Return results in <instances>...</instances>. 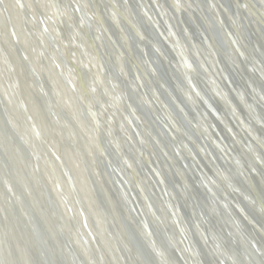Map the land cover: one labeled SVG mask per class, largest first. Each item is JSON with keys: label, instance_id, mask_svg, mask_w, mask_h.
<instances>
[{"label": "water", "instance_id": "obj_1", "mask_svg": "<svg viewBox=\"0 0 264 264\" xmlns=\"http://www.w3.org/2000/svg\"><path fill=\"white\" fill-rule=\"evenodd\" d=\"M47 1L55 12L60 44L66 48V44H72L66 35V19L56 0ZM57 1L77 27L88 30V17L96 19L91 22L96 31L86 34V42L81 43L89 47L102 77L94 69L91 74L84 71L83 53L76 44L71 45L75 60L73 69H67L74 79L70 87L79 93L67 102L81 109L82 120L96 137L103 162H98L95 170L102 184L110 194L118 195L122 207L134 217V225H128L127 218L121 216L126 240L133 243L132 250L145 249L143 259L150 264L172 263L162 256L164 250L175 264H235L234 258L242 260L239 264H264V118L262 124L252 119L257 133L245 119L253 110L264 115V0H121L122 4L118 3L120 0H108L111 12L107 11V0H85L89 4L88 17L71 0ZM123 9L128 10L127 14ZM17 23L30 40L29 23L21 15ZM9 35L16 41L13 31ZM0 39L3 41L1 35ZM43 45L51 53L57 52L60 62L66 65L63 50L60 52L55 42L45 36ZM18 50V59L36 90L32 100L36 106L43 103L50 111L47 92L41 89L36 72ZM7 55L0 43L2 84L4 81L8 85L12 95L7 101L21 111L37 138ZM49 80L57 82L52 75ZM61 85L60 90L65 93ZM111 97L120 100L117 120L126 132L115 125L116 131L99 112L107 111ZM191 97H195V106ZM6 125V116L0 114V131ZM16 130L8 141L14 144V151L23 152V166L30 167L35 159L30 157L31 150L27 154L28 149L19 144ZM64 134L62 129L61 135ZM82 153L75 155L82 158V168L86 170L84 164L93 162L84 149ZM70 154L74 153L70 152L68 158ZM57 162L63 173L61 183L67 188L59 187L53 208L61 206L71 213L67 225L58 229L57 238L69 254L70 264H87L86 256L90 264L98 263L102 259L97 249L85 237L84 241L81 239L87 223H77L73 216L76 213L70 196L75 194L74 181L65 162L59 158ZM30 172L33 178L36 173L33 169ZM29 176L22 175L21 179L25 186L29 184L28 194L35 199L38 190ZM1 185L4 187V182ZM100 199L101 204L97 198L95 201L104 210L108 201ZM3 205L0 194V228L9 231L15 243L12 240L11 246L5 236L1 259L5 264H30L14 258L24 254L22 243L13 238L20 215L16 210L15 215L13 208V212H8L10 209ZM98 216L102 222L106 213ZM38 222L31 218L28 232L34 239L33 247L43 251L40 240L50 243L51 239L44 223L40 219ZM93 223L97 224L95 217ZM68 226L76 234L77 245L83 243L80 248L85 250V256L76 254L70 245L64 230ZM115 226H119L116 221ZM147 238L152 242L156 239L158 244L151 243L153 246L148 249ZM199 239L207 246V252L201 250L202 259L195 248H201ZM124 243L116 238L108 247L113 251L112 262L119 259L120 264H132L120 252L125 251ZM50 249L55 255L53 247Z\"/></svg>", "mask_w": 264, "mask_h": 264}, {"label": "bare ground", "instance_id": "obj_2", "mask_svg": "<svg viewBox=\"0 0 264 264\" xmlns=\"http://www.w3.org/2000/svg\"><path fill=\"white\" fill-rule=\"evenodd\" d=\"M71 3L74 5V7H77L79 10L83 11L87 17L89 16V4L85 0H71ZM106 3V6L109 7H106L107 11L111 12L109 1L107 0ZM118 3L122 4L121 0ZM56 4H58V9H60L64 19H66L64 22L66 26V35L69 37V41L72 43L71 45L73 46L76 44L78 46V51L83 53L82 62H84L82 64L83 66L81 65V67H83L84 71L89 74H91L90 71L92 72L94 69L95 73H97V76L99 75L101 78L102 74L97 67V63L95 62L93 54L88 50L89 47L87 45L84 47L83 43H81L86 42V34H90V31H96V28H93V23H91L93 21L96 22V19H93L91 16V18L88 17V30H86V27L84 28L83 26L82 29L81 27H77V25L73 24V22L70 20L69 13L65 11V8L60 7V4L57 0ZM120 7L122 8V6ZM180 8L186 10L184 5H180ZM123 10H125V13L127 14L128 10ZM54 13L52 12V9L50 10L47 0H0V35L6 44L1 39L0 43L6 49L8 60L14 67L22 96L26 99V108L38 132V137L36 138L35 135L32 134L33 131L29 129V122L25 116L21 113V111H19L18 108L17 110L14 106L12 107V105L7 101V99L12 97V95L8 89V85H6L4 81L2 84L4 76L2 73L4 71L0 65V114L6 116L7 123V125L4 126L0 131V185L1 182H4V187L1 185L0 194L3 197V206L10 209L8 212H13V209L14 214L15 210L19 212L20 216L17 218L18 221L16 220L17 234L15 233L14 228L13 235L15 237L13 236V238H16L18 244L22 243V245L25 246L28 251L26 252V249L21 245L24 254H17L14 258H17V260H15L19 263H23L26 260L30 264H70L68 260L69 258H67L69 257V254L67 251H65V248L60 243V240L57 238V234L59 231L58 229H62L65 225H67V221L71 219V213L61 206L60 209L55 207L53 208L55 204L54 201L57 200L55 195H58L59 187L63 185L66 187L64 183H61L63 181V173L61 172V168L57 162V159L59 158L65 162L69 171V175L75 184V194L72 193L70 196L71 200L73 201V209L76 213V216L73 215L75 221L77 223L79 221H84L87 223V228L84 226L86 231L83 233L81 239L83 240L85 237L87 242H91V245H94V248L97 249L101 256L102 260L99 259V262H95V264H120L119 259L118 262H112L113 251L111 248H108L113 244V241L116 238L125 240V251L120 252L122 254L124 253L125 257L128 260L130 259L129 261L132 262V264H150L149 262H145L143 259L145 249H143L144 251L141 248L137 251L132 250L133 243L126 240V238H128L127 232L121 224V216L124 215L125 218H127L128 225H134V217L128 213L126 208L122 207L121 201L118 199V195L115 193V195L113 193L110 194L107 191L106 186L102 184L101 178H99L98 175L99 172L95 170L97 168L98 162H103V157L102 155L100 156V152H98L96 137L88 123L82 120L81 109L67 102L71 96H74L75 94L78 95L79 93L76 88L74 89L73 87H70L74 79L72 71L70 72L69 69L73 67V60H75V58L73 54L70 53V44H66V48L62 43V45L60 44L61 35L57 26L54 24L56 21ZM62 14H60L61 17H63ZM20 15L22 19L26 20V22H28L30 25V34L32 37L30 39L31 41L26 36L25 30H22L19 28L20 26H18L17 18ZM91 15L94 16L92 11ZM77 28L79 29L76 31ZM11 31L15 33L16 41L10 39L9 34ZM95 33L96 32H94V34ZM45 36L48 40L55 42L59 46L60 52L63 50L67 66L60 62V55L57 54V52L51 53V50L48 46L45 45L44 47L43 42L45 44ZM95 37L98 38V35L96 34ZM97 42L100 45V40L98 41L97 39ZM18 48L21 50V52H23L24 57L28 60V63L36 72L37 76H35V78L39 83L41 82V89L44 88L45 93L47 92L45 98L49 103L48 107L50 111L47 110V107L43 103H37L38 105L36 106L32 100L36 90L33 88V83L31 82L30 78L28 79L26 70L23 68L21 61L18 59ZM206 58L210 64V55H207ZM210 66L212 68L214 67L212 63ZM68 70L70 73L67 72ZM213 70L215 73H217L216 69L213 68ZM51 75L55 78V80H57V82L53 83L50 81L51 79L49 80ZM66 75L68 77H66ZM244 80L247 81L246 78H243V81ZM103 81L104 85L102 88H105L106 83L104 78ZM61 83L63 84L64 89H66L65 93L61 92L62 89L60 90V86H62ZM65 83H67L69 86H67ZM91 87L93 88V85ZM194 100L195 97L192 98L193 104L195 106ZM119 105L120 100L116 97H111L109 105L106 106L107 111L103 112L100 110L99 112L102 114V116L106 117V120L110 126L114 127L115 129L117 126H119L121 131L126 132L125 127H123L117 120V117L120 118L119 112H117ZM253 112L254 113L248 114L245 119L251 123V127H253L254 131L257 133V126L253 125L252 119H257L258 122L262 124L264 115L258 114L254 110ZM62 129L65 133V136L61 135ZM14 130L18 132L16 138L19 144L22 147L28 149L27 154L30 153V150L32 152L30 157H32V161L35 159L34 162L36 163H33V165L30 167L23 166V152L14 151V144L11 141H8L9 135L13 133ZM116 131L118 130L116 129ZM82 149L85 150V152L88 154L87 157L91 158L93 162V164H90V160H88L87 164H84L86 170H83L82 168V158L79 160L77 155H75L83 154ZM70 152H73L74 154H70V158H68V154ZM71 156L75 157L72 158ZM1 159H3V161H1ZM53 159H56V162H53ZM50 166H52L51 169ZM32 169L33 172L36 173L33 178L29 176L31 173L30 170L32 171ZM22 175H24V177L26 175L29 176L28 178H30L32 184L38 190L37 197H35V199L28 194V192H30V186L29 184H27V186L24 185L23 179H21ZM88 175L90 178L89 180L87 178ZM100 197L104 201H108L105 203L104 210H101L95 201L97 198L101 204L102 201ZM48 204L50 205V208L47 206ZM46 208L50 209V211H47ZM215 211L217 212V210ZM27 213L31 215V218L36 221V223L40 219V221L44 223V226L50 235V243L46 240H40L42 242L41 249L43 251H39L33 247L34 239L28 232V225L31 218L27 215ZM100 213H106L105 220L102 222L101 220H98V215ZM21 217L24 219H21ZM93 217L97 219V224L93 223ZM115 221L117 222V225L119 224L118 227L115 226ZM105 225H109L107 227L110 229L109 231H106L108 229H104L106 228ZM64 230L70 245H72V247L74 246L73 248L75 250H73L76 252V254L78 253L82 256H85V250L82 251L80 248V245L83 243L80 241L79 245H77L78 239L76 234L72 231L73 229L68 226ZM112 235H114V238ZM5 236L12 246L13 239H10V232H4L3 229L0 228V249L2 244L1 241L5 238ZM148 240L151 241L145 245V247L148 249L150 246L152 247L153 244H158L156 239L153 242L150 238ZM13 242L15 243V240H13ZM199 242V244H201V248L199 249V246H196L195 248H197V250L194 247L193 249L194 251H197L196 253L198 258L202 259V251L207 252V246L203 245V241H200V239ZM151 243L153 244L151 245ZM240 246L241 245L239 244V247ZM51 247H53L55 255H53V251L50 249ZM221 249L223 250L224 247H221ZM222 250L217 249L218 252ZM40 252L43 253V256L39 255ZM162 256L171 259L170 262L172 263L170 264H175L172 258H169L167 251L164 250L162 252ZM234 259L237 261H235V264L242 263L241 259ZM84 260L87 264H90L89 257L87 258L86 256ZM225 263L229 264L228 261H225ZM0 264H5L1 259V250ZM125 264L130 263L125 261ZM205 264L207 263L205 262Z\"/></svg>", "mask_w": 264, "mask_h": 264}]
</instances>
